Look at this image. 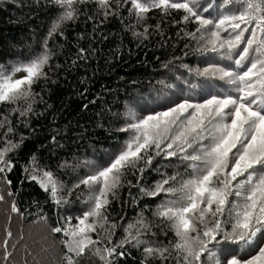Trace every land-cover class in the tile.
I'll return each mask as SVG.
<instances>
[{"label":"snow or ice","instance_id":"snow-or-ice-1","mask_svg":"<svg viewBox=\"0 0 264 264\" xmlns=\"http://www.w3.org/2000/svg\"><path fill=\"white\" fill-rule=\"evenodd\" d=\"M85 2L55 0L63 11L49 29L43 50L27 61L15 63L10 72L0 64V104L15 105L34 95L32 86L47 78L44 68L51 59L47 39L58 33L65 21L77 18L74 5ZM96 2L105 9V16L114 14L108 11V0ZM130 3L129 14L134 11L137 22L146 19V14L153 9H160L164 14L170 9L183 10V21L197 24L190 37L206 40L198 51L214 53L231 64L212 63L203 69L184 65L189 73L209 82L189 84L190 88H201L203 98L199 102L173 99L162 110L149 109L145 104L141 111L147 114L143 116L129 108L125 113L126 123L118 129L129 133V139L121 149L109 154L104 166L80 178L72 189H67L53 172L36 167L35 157L32 158V166L24 171L55 205L68 204L72 192L81 185L88 190L85 202L89 207L75 216L77 224L72 225L73 217L67 216L66 226L52 228L53 233L66 237L62 241L67 251L66 264H78L76 258L86 250L101 264H115L117 257L125 256L124 251L117 249L122 250L126 245L142 250L141 264H148L152 259L163 264L173 252L177 264H264V0H220L219 3L216 0H207V3L204 0H130ZM213 9L221 13L212 17ZM145 33L147 27L144 33L133 32L146 39ZM222 33L228 35L223 37ZM21 71L25 75L13 79ZM216 80L229 87L212 83ZM183 92L181 88L180 93ZM29 111L31 104L20 115ZM5 123L6 119L0 121V128ZM11 131L9 127L8 132ZM18 147L11 140L0 146V174L11 171L13 165L6 156ZM190 148L193 151L189 152ZM161 155L165 160L178 157L190 170L188 177L178 180L179 174L167 176L151 188L140 187V192L150 198L161 193L169 197L157 205L153 215L167 222L176 242L163 246L145 239L152 225L141 213L123 227V237L113 243L118 224L110 222L106 214L109 196H117L116 190L128 171L142 177ZM65 166L66 163L61 165ZM3 199L0 195V201ZM12 211H19L15 203ZM93 233L99 239H93ZM7 235L10 238L12 234L9 231ZM7 244L5 240V260L11 255Z\"/></svg>","mask_w":264,"mask_h":264},{"label":"trees","instance_id":"trees-1","mask_svg":"<svg viewBox=\"0 0 264 264\" xmlns=\"http://www.w3.org/2000/svg\"><path fill=\"white\" fill-rule=\"evenodd\" d=\"M74 7L77 18L65 21L59 32L47 39L51 51L49 65L44 68L47 78L32 86L34 95L28 100L15 105L0 104V121H7L0 128V146L6 140L19 145L6 156L13 165L11 171L0 174L3 177L0 195L4 197L0 205L6 202L11 214L25 225H44L66 255L62 243L66 237L53 233L52 228L66 226L67 216L73 217L72 225L77 224L75 216L89 207L85 202L88 190L81 185L72 192L68 204L55 205L24 171L32 166V158L35 157L36 167L53 172L67 189H72L80 178L104 166L109 154L117 152L129 139V133L118 131L126 123L125 113L129 108L143 116L147 114L141 111L145 104L149 109L162 110L173 99L188 98L199 102L203 98L201 88H190L189 84L209 82L189 73L184 65L203 69L212 63L231 64L214 53L198 51L206 40L190 37L197 24L184 22L183 10L170 9L164 14L160 9H153L146 14V19L137 22L135 12L129 14L130 0L127 3L108 0V11L114 14L107 16L96 0L77 3ZM62 11L55 0H0V64L6 72H10L15 63L27 61L43 50L49 29ZM220 13L221 10L213 9L212 17ZM146 27V39L133 34L144 33ZM227 35L222 33L223 37ZM212 83L229 87L219 80ZM29 104L31 111L21 116L20 112ZM9 127L11 132H8ZM87 161L91 163L86 164ZM65 163L67 166L61 167ZM189 173L178 157L165 160L163 155L153 160L142 177L128 171L116 190L117 196H109L106 209L109 221L118 224L113 243L123 237V227L141 213L152 225L145 239L163 246L175 243L176 237L167 222L153 215L157 205L169 197L163 193L155 198L143 196L140 187L151 188L162 178L174 174H179L178 180L186 179ZM9 180L11 184L7 183ZM13 203L18 212L12 211ZM71 204L79 211L67 213L66 206ZM4 213L6 210H0L1 220ZM92 237L99 239L95 233ZM7 251L11 253L8 246ZM117 251H124L125 256L117 257L115 264H141L143 260L142 250L131 245ZM2 252L4 259V247ZM175 255L173 252L163 264H177ZM76 259L78 264H101L87 250ZM148 264L162 262L152 259Z\"/></svg>","mask_w":264,"mask_h":264},{"label":"rangeland","instance_id":"rangeland-1","mask_svg":"<svg viewBox=\"0 0 264 264\" xmlns=\"http://www.w3.org/2000/svg\"><path fill=\"white\" fill-rule=\"evenodd\" d=\"M24 75L25 73L21 71L13 79H18ZM123 146L124 144H122ZM122 147L118 148L117 151ZM5 203L3 201L0 205V210H6L3 219H0V264H66L64 260L66 254L57 246V241L50 231L42 224H23L21 220L15 217L16 215L11 214ZM66 207L68 208L67 213L79 211L72 204ZM9 231L12 234L10 238L7 235ZM5 240H7V246L11 251L7 260L1 258Z\"/></svg>","mask_w":264,"mask_h":264}]
</instances>
